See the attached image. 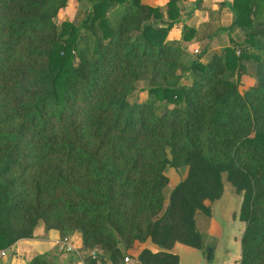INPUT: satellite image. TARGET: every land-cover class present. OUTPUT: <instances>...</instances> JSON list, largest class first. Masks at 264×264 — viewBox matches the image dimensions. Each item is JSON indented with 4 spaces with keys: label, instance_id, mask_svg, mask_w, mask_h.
<instances>
[{
    "label": "trees",
    "instance_id": "1",
    "mask_svg": "<svg viewBox=\"0 0 264 264\" xmlns=\"http://www.w3.org/2000/svg\"><path fill=\"white\" fill-rule=\"evenodd\" d=\"M86 1L77 25L58 21L70 0H0V250L42 225L79 233L85 264H124L146 241L158 250L142 264H179L177 243L212 264L196 216L212 215L226 174L242 196L237 264H264V0L231 1L244 40L205 61L186 51L193 27L169 40L181 0ZM169 166L187 174L167 200ZM56 251L29 264H60Z\"/></svg>",
    "mask_w": 264,
    "mask_h": 264
},
{
    "label": "crops",
    "instance_id": "2",
    "mask_svg": "<svg viewBox=\"0 0 264 264\" xmlns=\"http://www.w3.org/2000/svg\"><path fill=\"white\" fill-rule=\"evenodd\" d=\"M169 0H142V2L165 7ZM232 0H181L180 5L183 8V19L177 22L169 33V40L183 41V27L185 25L196 29L194 37L185 42L187 51L197 53L198 50H204L205 55L202 60L213 52H220L225 46L232 44V39L243 41L238 38L240 33L239 26H231L234 20V12L231 5ZM241 37V35H240ZM190 52V53H191ZM195 54V53H194ZM193 55V54H192ZM224 193L222 197L213 203L212 215L210 216L209 225L205 233L214 236L213 240H217L216 250L212 264H237L241 258V237L245 229V224L235 214L239 213L242 196L237 193L235 187L223 177ZM227 182V183H225ZM217 220L223 222V228L218 229ZM72 237L77 252H62L59 250L60 234L57 231H48L44 226L40 225L36 229L34 238L22 239L14 244L9 253L0 257L3 264H29V261L39 253L59 251L57 255L60 264H85L83 255L81 254V238L79 233L69 235ZM181 243H177L173 252L180 256L179 247ZM188 246V245H186ZM151 248L157 251V245L150 241H146L129 249L134 250L135 256L144 248ZM191 247V246H189ZM187 248V247H184ZM192 253L198 258L199 264H207V259L200 249L191 247ZM190 250V249H189Z\"/></svg>",
    "mask_w": 264,
    "mask_h": 264
},
{
    "label": "rangeland",
    "instance_id": "3",
    "mask_svg": "<svg viewBox=\"0 0 264 264\" xmlns=\"http://www.w3.org/2000/svg\"><path fill=\"white\" fill-rule=\"evenodd\" d=\"M142 1V0H141ZM90 7L89 2H87L86 0H81V1H77V0H70L68 6L63 9L59 16H58V21L61 22L62 20L65 19H69L71 21H73L75 24L79 25L81 23V21L85 18L86 14H87V9ZM123 5H119V6H115L112 8L111 12H110V20L112 23H114L116 21V19L120 16L122 10H123ZM244 34V32H243ZM241 35V37H240ZM238 38H243L242 35V30H240V33ZM171 41H177V40H171ZM187 51V50H186ZM188 53H190L191 51H187ZM203 53L205 52L204 50H198L197 53L191 52L190 54L196 55L198 53ZM195 53V54H194ZM205 55V54H204ZM211 56V53L209 56L206 57L205 60L209 59ZM247 72L244 73L242 75V77L238 80L239 84H240V90L241 92H244V90L248 87V85H250L253 81H254V74H255V63L254 61H250L247 62ZM190 77L186 78L184 80L185 83H188V81H190ZM147 86V82H140L137 86V90L130 96V100L132 101H136V100H140V99H145L147 97V91H144L145 87ZM160 104V103H159ZM163 104V103H162ZM162 110V107H160ZM166 174L170 177V184L165 188V194L167 196V200H168V196L171 192V190L174 188V186L180 182L187 174V169H176L174 167L169 166L166 170ZM224 178L226 179V174L224 175ZM227 183V182H225ZM166 200V201H167ZM196 220H197V226L200 229L201 232H203L205 234V240L208 243H215L217 240H213L214 236H209L208 234L205 233V230L207 229V226L209 225V221H210V216L204 214L203 212H198L197 216H196ZM217 228H223L224 224L223 222H221L220 220H217ZM182 245L179 247V252L181 254V258H182V262L181 264H199L198 262V258L190 253L188 254L190 251H192L191 247L186 246L185 244L181 243ZM187 247V248H184ZM190 249V250H189ZM135 249H133L131 252L130 250H127V255H130V257H134ZM136 257V256H135Z\"/></svg>",
    "mask_w": 264,
    "mask_h": 264
},
{
    "label": "built area",
    "instance_id": "4",
    "mask_svg": "<svg viewBox=\"0 0 264 264\" xmlns=\"http://www.w3.org/2000/svg\"><path fill=\"white\" fill-rule=\"evenodd\" d=\"M59 250L62 252H77V248L73 242L71 236H66L64 239H61L59 242ZM8 251L6 249L0 250V257L7 255ZM124 264H142L141 261L136 257H130L127 255L124 257Z\"/></svg>",
    "mask_w": 264,
    "mask_h": 264
}]
</instances>
